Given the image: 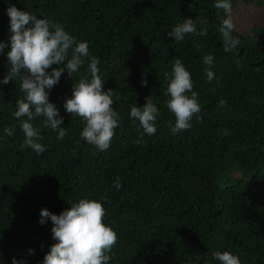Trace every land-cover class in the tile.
Segmentation results:
<instances>
[{
	"label": "trees",
	"instance_id": "1",
	"mask_svg": "<svg viewBox=\"0 0 264 264\" xmlns=\"http://www.w3.org/2000/svg\"><path fill=\"white\" fill-rule=\"evenodd\" d=\"M244 1L231 0V12ZM247 1L264 8V0ZM215 3L0 0V41L10 36L6 10L15 6L87 42L120 115L106 151L81 138L84 122L64 103L72 84L88 76L86 60L72 77L65 70L49 91L63 117L64 139L43 127V117L30 121L41 129L39 142L46 148L36 154L21 148V122L28 117L13 116L23 98L20 81L0 84V264L13 258L42 264L55 240L50 218L39 223L41 209L59 214L80 198L100 201L104 223L117 234L108 264H219L215 251H229L241 264H264V22L235 27L232 35L240 43L225 52L218 28L230 14ZM186 18L197 31L177 42L168 33ZM8 51L0 52V80L11 68ZM205 55L213 56L211 65ZM176 59L191 75L201 111L189 129L173 135L175 116L164 92L165 73ZM206 70L214 72L211 82ZM147 96L160 111L154 135L144 134L129 116ZM5 128L13 135H5ZM141 134L145 143L137 144ZM117 179L119 189L113 187Z\"/></svg>",
	"mask_w": 264,
	"mask_h": 264
},
{
	"label": "clouds",
	"instance_id": "2",
	"mask_svg": "<svg viewBox=\"0 0 264 264\" xmlns=\"http://www.w3.org/2000/svg\"><path fill=\"white\" fill-rule=\"evenodd\" d=\"M244 2L256 7L250 1ZM214 6L231 15V0H216ZM6 11L10 18V36L7 41H0V52L5 48L9 49L7 57L11 68L0 80V84L13 82L14 79L20 81L23 98L16 101L13 116L17 119L28 117L21 122L24 134L21 148H30L36 154H42L46 150L39 142L43 140L41 129L34 127L30 122L38 117L44 118V128L57 132L58 140L64 139L67 130L61 127L63 117L59 116L55 104L49 101V91L59 82L65 70L72 77L87 60L88 76L82 75L77 83L72 84V96L66 99L64 108L71 116H78L84 122L80 132L81 138L95 145L100 151H106L115 134L114 130L119 126L120 115L112 107V89L104 90V80L99 75L98 68L100 61L90 56L88 43L77 41L62 25L37 18L15 6L8 7ZM230 15L222 18L218 28L225 52L231 51L240 43L239 39L232 35L236 26ZM196 31L194 20L186 18L182 23H177L168 36L179 42L186 34ZM199 34L206 35V29ZM203 61L211 65L213 56L205 55ZM54 64L59 67L52 68L49 72L48 69ZM206 75L211 82L214 72L206 70ZM165 79L167 86L164 95L168 97L166 107L175 116V124H169V128L171 133L176 135L191 127L193 116L200 119L198 114L201 106L197 92L193 91L191 75L180 59L174 61L171 73H165ZM141 83L147 85L146 80ZM145 99L146 103L143 105L131 107L129 116L134 121H139L144 134L154 135L157 130L154 122L160 111L149 96ZM226 103V100L220 101L221 106ZM4 133L12 136L13 129L5 128ZM223 134L227 135L228 130L225 129ZM135 142L145 143L143 134ZM113 187H121L119 179ZM70 205V208L59 214L47 208L40 211L39 223L44 224L50 218L51 232L55 240L45 254L42 264H108L112 258L110 253L117 243V234L104 223L106 210L102 203L80 198L78 202ZM212 256L219 264H241L239 257L229 251H215ZM12 264L23 262L13 258Z\"/></svg>",
	"mask_w": 264,
	"mask_h": 264
},
{
	"label": "rangeland",
	"instance_id": "3",
	"mask_svg": "<svg viewBox=\"0 0 264 264\" xmlns=\"http://www.w3.org/2000/svg\"><path fill=\"white\" fill-rule=\"evenodd\" d=\"M230 16L236 28L243 30L264 22V8L253 7L248 2H244L240 3L236 11H232Z\"/></svg>",
	"mask_w": 264,
	"mask_h": 264
}]
</instances>
